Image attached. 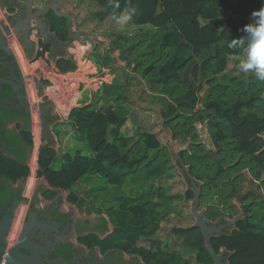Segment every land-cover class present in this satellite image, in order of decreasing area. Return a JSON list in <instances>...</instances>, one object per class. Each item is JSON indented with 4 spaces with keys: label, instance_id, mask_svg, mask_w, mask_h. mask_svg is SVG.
I'll list each match as a JSON object with an SVG mask.
<instances>
[{
    "label": "trees",
    "instance_id": "obj_1",
    "mask_svg": "<svg viewBox=\"0 0 264 264\" xmlns=\"http://www.w3.org/2000/svg\"><path fill=\"white\" fill-rule=\"evenodd\" d=\"M92 1L102 8L96 14L101 22L112 17L113 0ZM118 2L117 12L135 9L130 23L138 28L132 33L112 32L109 38L106 60L118 52L125 81L115 93L105 87L93 104L72 110L68 126L77 141L86 143V152L61 153L51 145L43 146L38 177L80 203L83 198L76 186L85 177H99L106 188L120 191L111 200L114 205L104 211L118 231L115 238L136 245L142 237H154L170 220L176 240H167L153 256L155 264H214L202 231L187 227L184 211L191 207L194 191L171 195L172 187L167 186L166 178L177 177L172 173L175 165L167 139L172 134L184 164L204 183L200 209L207 208L206 219H233L239 214L234 201L245 212L238 230L213 238L212 248L217 253L223 248L235 252L230 264H264V82L253 73L238 74L237 66L230 69L231 62L244 58L245 47H227L231 39L243 37L244 26L252 22L254 10L264 7V0ZM77 69L72 63L63 71ZM57 81L60 98L78 84L74 80L67 87L61 85L63 78ZM133 86L142 88L140 98L145 95L149 110H159L161 132L142 129L129 118L126 105L132 103ZM101 101L112 104L99 108ZM129 120L134 127L126 131ZM202 130L209 131L210 144L201 140ZM56 133L59 136L60 131ZM9 164L0 156V168L17 169V176L24 179L30 175L27 166ZM129 185L134 187L128 195ZM176 202L186 203L174 207ZM187 217L193 220L190 213Z\"/></svg>",
    "mask_w": 264,
    "mask_h": 264
},
{
    "label": "flooded vegetation",
    "instance_id": "obj_2",
    "mask_svg": "<svg viewBox=\"0 0 264 264\" xmlns=\"http://www.w3.org/2000/svg\"><path fill=\"white\" fill-rule=\"evenodd\" d=\"M27 1L0 0V80L4 81L0 82V156L7 158L9 165L19 163L30 170L24 179L17 176V169L0 168L4 170L0 172V223L5 228L4 219L12 218L6 246L10 249L22 242L28 232L26 226L32 221L37 228L32 238L35 248L21 252L32 255L33 251L47 264H155L153 256L165 248L167 239L142 237L136 245L123 243L115 238L118 231L100 208L94 209L91 202H73L69 192L38 177L39 157L36 160L30 138H50L49 130L65 123L49 95L52 81L47 74L71 73H64L63 69L77 64L71 52L76 42L81 44L87 39L71 40L70 19L58 17L52 8L45 14L38 12L48 4L57 5L59 12L70 16L73 35L87 30L89 18L82 9V0H33L30 12L23 5ZM27 17L26 25L17 29ZM93 19L102 23L98 17ZM38 63L41 67L34 74L30 66ZM36 127L40 130L38 136ZM39 143L37 149L41 150L42 142ZM47 145L53 147L52 140ZM190 188L187 182V190ZM194 224L195 219L187 227ZM111 238L112 242H108ZM1 264H11L6 255Z\"/></svg>",
    "mask_w": 264,
    "mask_h": 264
},
{
    "label": "rangeland",
    "instance_id": "obj_3",
    "mask_svg": "<svg viewBox=\"0 0 264 264\" xmlns=\"http://www.w3.org/2000/svg\"><path fill=\"white\" fill-rule=\"evenodd\" d=\"M68 1H72V0H68ZM81 5H82V9L85 10L86 13H87V17L89 18L88 20H92V18H94V16L99 11L102 10V8L99 7L98 5H96L92 0H82V4ZM227 16H228L227 13L226 14L225 13L222 14V17L224 19ZM133 26L131 25L130 22L127 25H124V26L117 25L112 20V18L110 17L104 23V27L106 28L104 30V32L106 33V36L108 37V40H109L110 35H111L112 32L125 31V33H132L135 29L136 30L138 29V28L133 27ZM88 29H90V28L88 27ZM104 32H101V34L104 35ZM87 40L88 39H85L84 42H86ZM103 40H105V37L103 38ZM107 44L109 45V43H107ZM108 55H110V54H108ZM118 56L119 55H118V52H117L116 53V57H118ZM100 59H101V57L95 56L94 61L96 63L100 64ZM112 61H113L112 65L115 66V59L113 58ZM80 62H81V64H80L81 69L80 70L77 69L74 73H71L70 74V75H73L74 74L75 77H78V78H76V81H75L78 84H79L80 78H81L79 76H82V75H80V73H83L85 71L86 66H87V64L85 63V61H80ZM119 63L121 64L122 62L119 61ZM238 64H239V61H237V62L236 61L231 62L230 69H233L234 66H238ZM30 67H31V70L33 71V73L36 74L38 68H40L41 66H40V64H35V65H31ZM117 71H118V75H117ZM235 71H237L238 74H241L242 73V72H239L238 70H235ZM122 72L124 73V70L117 68L114 77L108 78V80H107V82H108L107 85L110 84L109 88H111V90H112L113 93H115V91L117 89L116 88L117 85L120 84V83H122L123 81H125V77H124V75H123ZM38 75H41V74H38ZM70 75L69 74L68 75H62V77H60V78H64V80H65V76L67 77V76H70ZM86 75L87 76H91V73H88ZM96 77H97V74L91 78V85L94 84V81H95ZM55 78L56 77L54 76L53 79L55 80ZM64 80H63V83H64ZM68 84H69V82L67 84H64V86L69 87ZM78 84H77V86H74L73 85V86L69 87V89L63 93V96L64 95L65 96H67V95L73 96L74 93L76 94V92H78ZM114 84H115V88H113ZM141 89L142 88H140V87H134V86L131 87V96L134 97V100H135V102L137 104L141 105V104L144 103L146 105L147 104V101L145 100V98H146L145 95L142 94V98H140V95L138 96L136 94L138 92H141ZM48 90H49L48 91L49 93L51 92L53 94V92H54L55 94L57 93L58 96L61 95L60 92L58 90H54V88L51 85H49ZM89 90L92 91V89H89ZM134 91H135V93H133ZM86 95H87V93L86 94H83L82 97H84V99H85L90 94H88L87 96ZM52 98H53V96H52ZM58 98L61 99L60 97H58ZM53 99L55 100V98H53ZM59 103H60V101L58 102V107L57 108H59L60 109L59 111H61L62 110L61 108H63L64 106L60 105ZM160 121H161V119H160V115H159V110L153 109L152 112H151V114H148L147 117H145L144 119L139 118L137 122H138V125L142 129H145V130H153L155 127H158L159 126L158 124H161ZM148 124H151V125L147 126ZM64 129H67L66 132H68V133L66 134L65 138H64V136L62 137V140H63L62 143L58 144V142L55 140L56 144L59 146L58 149H59V151L61 153H65V152H68V151H75L77 149H82V150L87 149L86 143H81V142L77 141L76 138H73V136H74L73 130L70 129L66 124L61 125L56 130H58V131L61 130L62 133H63L64 132ZM205 139L206 138H203L202 137L201 140L203 142H205ZM38 144H39V140H38V138H35L34 139V145H33V152H34V155H35L36 160L39 157L38 149H37ZM177 172L175 170V172L173 171L172 173L177 176ZM178 178H179L178 176L175 177L174 179L172 177L169 178V179L166 178L167 179L166 182L168 183L167 186L172 185V182L175 181V179H176L177 180V182H176L177 183V187L180 190L179 192H182L183 193L184 190H185V188L187 189V182L184 181L183 179H182L183 180V182H182V181H180V178L179 179ZM31 181L32 180H30V182ZM100 187H104L105 190H103L101 192H94V193L92 192V190L97 189V188H100ZM133 187H134L133 185L127 186V194L128 195L130 193V190ZM76 190L78 192H80L81 197L83 198V201L82 202H85V203L91 202L92 203L91 206L93 208L94 207L95 208L98 207V208H100L103 211V213H104L105 210H107V208H109L112 205H114L113 202L111 201L113 199V196H118L120 194V191L118 189L109 188V187L106 188L105 181L103 179L99 178V177H85V178H83L79 182V184L76 186ZM235 202L237 203V201H234V203ZM182 203L185 204L186 202H182ZM93 204L96 205V206H94ZM174 207H176V205H174ZM163 208H164V205H163ZM204 209H207V208L203 206L201 208V211L204 210ZM238 215H236V216H238ZM106 218L108 219V216L107 215H106ZM186 218H187V223H188L187 225L194 223V218H193V220L191 218H189V217H186ZM225 218H227V217H225ZM174 226L175 225H173L172 224V221H170V220H168L167 222H164L162 224V226H161L160 231L157 232L154 237H158V238H162V239H167L168 241L173 242L174 240H176V239H174V235L172 234V227H174ZM171 246H173V245H171Z\"/></svg>",
    "mask_w": 264,
    "mask_h": 264
},
{
    "label": "water",
    "instance_id": "obj_4",
    "mask_svg": "<svg viewBox=\"0 0 264 264\" xmlns=\"http://www.w3.org/2000/svg\"><path fill=\"white\" fill-rule=\"evenodd\" d=\"M33 0H28L23 5L28 9L30 12V8L32 6ZM49 8H52L56 15L58 17H66L70 19L69 23V34L70 39L74 40L78 37H85L89 40H95L97 42L102 43L103 41L106 42V40H102L99 38V36L93 34L92 32L88 31H80L77 32L75 35L72 34L73 26L71 25V18L68 14H64L58 11L57 5L48 4L44 10H41L39 15L45 14ZM29 21V17H27L22 23H20L17 27V29H21L26 23ZM39 27L43 29V25L41 26V20H37ZM3 82L4 81H1ZM38 124V123H37ZM40 133V130L38 127L35 129V134L38 135ZM50 138H38L39 142H42V146H45L50 144V140L53 142V148L56 151L58 150V146L54 140L53 134H52V128L49 130ZM170 137V149L171 154L174 160V165L178 171L179 176L184 180L187 181L189 179L190 184L192 188L191 190L194 191V199L191 201V215L195 219V224L188 227V229L191 228H199L204 236L205 239V246L207 250L211 253L212 258L214 260V264H230V258L235 254V252H230L227 249L223 248L219 253H217L212 248V239L216 237H220L222 235H232L235 231L238 230V224L245 218V212L241 208V205L235 202V206L237 207L239 211V215L235 216L233 219L228 218H221L216 222L208 221L205 217V214L207 212V209H204L202 211H199L200 208V197L202 193V188L204 183L197 181L194 176L190 173V169L188 166H186L179 154V152L176 150V142L172 134L169 135ZM56 139V138H55ZM40 144V143H39ZM42 148V147H41ZM32 166L36 169V165L32 164ZM188 181V182H189ZM66 197V195H64ZM57 199V198H56ZM55 199V200H56ZM225 224H221V223ZM12 224V218H5L4 219V225L3 223H0V264L3 260L4 255H6V258L8 257V260L11 262V264H47L42 259H40L37 254L33 251L32 255H26L21 252L22 249H28V251L33 250L35 248V245L32 244V238L37 232V228L33 227V222L31 221L30 224L26 226V230L28 231L23 236V241L18 242L17 244L13 245L12 248L8 249L7 244L8 240L6 239V233L9 232L10 226ZM112 230V227H111ZM225 230V231H224ZM228 230V231H226Z\"/></svg>",
    "mask_w": 264,
    "mask_h": 264
},
{
    "label": "crops",
    "instance_id": "obj_5",
    "mask_svg": "<svg viewBox=\"0 0 264 264\" xmlns=\"http://www.w3.org/2000/svg\"><path fill=\"white\" fill-rule=\"evenodd\" d=\"M86 16H87V13H86ZM95 17H96V15L94 16V18ZM105 22H102L100 24L97 20H95L93 18H92V20H88V22H87L88 24H86L87 25V30L86 31L96 33L95 35L99 36V38H101L102 40L105 37L106 42L103 41L102 43H100V42H97L95 40H89V39L86 42L81 43V44L76 42V45H75L76 48L73 49L71 53H73V55H75V61L77 62L78 69L79 70L81 69V67H80L81 62L80 61H85L87 66L85 68V71L83 73H81V74H83V76L81 77L80 82L78 84V92H76L77 95L75 93H74L73 96H71V95L65 96L64 95L63 96L64 98L59 99L57 93L56 94L54 92H53V94L51 92L49 93V95H51V97L53 96V98H55V102L57 104V107H58V100L60 101V103H59L60 105L69 107L72 110L73 109H80L82 107L89 106V105L93 104L96 100H98L100 98V96H99L100 92L105 87L110 86V84L107 85V83H108L107 80H108V78L114 77V75L116 73V69L119 68V69L124 70L123 69L124 66H125L124 62L121 63V64L119 63V59H118V57H116V53L112 54V60H113V58L115 59V66L112 65V63H113L112 60L111 61H107L106 60V56L109 54L108 53V49H109L108 46L110 45V40H108V37L106 36V33L104 32V30L106 29L104 27V23ZM88 27L90 29H88ZM101 32H104V35L101 34ZM107 43H109V45ZM95 56L101 57L100 64H98V63H96L94 61ZM88 73H91V76H87L86 74H88ZM70 74L71 73H69V75ZM96 74H97V77H96V79L94 81V84L91 85V78L93 76H95ZM66 75H68V74H66ZM117 75H118V71H117ZM48 76L50 77V80L52 81L51 85L54 86L53 87L54 90H58V89L55 88V85L57 87V84H56V82L58 83L57 79H60V77H62V76L58 75L57 73H53L52 75L47 74V77ZM54 76L56 77L55 80L53 79ZM63 80H64V78H63ZM73 80H76V78L72 76V77H70V79H67L66 76H65L64 83L62 82L61 85L67 84L69 82L68 86H70L72 84ZM113 88H114V86H113ZM89 89H92V91H90ZM86 93H87V95L88 94H90V95L89 96L86 95L87 98L84 99V97H82V95L86 94ZM136 94L139 96L140 92H138ZM116 95L117 94H114L111 98H115ZM131 99H132V103L130 102V103H128L126 105L130 109V113H129L130 117L129 118L135 124L138 125V122H137L138 119L139 118L144 119L145 117H147L148 114H151L152 110H149L147 104L146 105L144 103L141 104V105L137 104L135 102L133 96H131ZM111 104H112L111 102H107V101H101L99 103L97 102V106L99 108L106 107V106L111 105ZM58 111H59V109H58ZM131 120H129V123L127 124L128 127H127L126 131L129 130V129H133V127H134L133 122ZM68 123H69L68 121H65V123H63V124H66L68 126ZM149 125H151V124H148L147 126H149ZM158 125H159L158 127H155L153 130H148V131H152V132H155V133L161 132V130H162L161 125L162 124H158ZM69 128L72 129L71 127H69ZM66 130L67 129H64L63 133L60 130L59 136L56 133V128H55V130H52V134H53L54 140H56L58 142V144L62 143V141H63L62 137L64 136V138H65L66 134L68 133V132H66ZM202 131L203 132H202L201 135H202L203 138H206L205 142L207 144H210L209 131L208 132H206V130H202ZM132 133H133V131H132ZM73 134H74L73 138H76L75 137L76 134H75L74 130H73ZM169 135L170 134H167V139L169 141V146H170V137H169ZM161 138H163V136H161ZM58 148H59V146H58ZM58 152H60V151H58ZM38 154H40V149H38ZM175 170L177 172L176 168H175ZM34 173L35 172H33L32 177H34ZM177 176L182 180V178L179 176L178 172H177ZM34 180L36 181L35 177H34ZM176 182H177V180L175 179V181L172 182V185H170L172 187L171 195H183V194H185L187 189L185 188L183 193L179 192L180 190L177 187V183ZM176 203L177 204H175V205H177V206L183 204V203H180V202H176ZM66 204H67V202H66ZM178 210L181 211L182 208L179 207ZM188 210L191 211V207L190 208L187 207L185 209V211H184V216L185 217H187L189 215V211ZM228 219H230V218H228Z\"/></svg>",
    "mask_w": 264,
    "mask_h": 264
},
{
    "label": "clouds",
    "instance_id": "obj_6",
    "mask_svg": "<svg viewBox=\"0 0 264 264\" xmlns=\"http://www.w3.org/2000/svg\"><path fill=\"white\" fill-rule=\"evenodd\" d=\"M112 20L120 26L132 21L135 9L128 12H117L118 0H113ZM253 20L244 26L242 38H233L227 43L229 49L245 47V56L240 60L237 70L242 73H253L255 78L264 82V7L252 12Z\"/></svg>",
    "mask_w": 264,
    "mask_h": 264
},
{
    "label": "built area",
    "instance_id": "obj_7",
    "mask_svg": "<svg viewBox=\"0 0 264 264\" xmlns=\"http://www.w3.org/2000/svg\"><path fill=\"white\" fill-rule=\"evenodd\" d=\"M58 102H59V100H58ZM71 112H72V109H70L69 107L64 106L62 108L61 115L63 116L64 121H68L69 122V118H70Z\"/></svg>",
    "mask_w": 264,
    "mask_h": 264
}]
</instances>
